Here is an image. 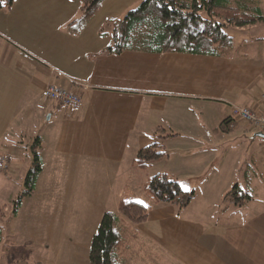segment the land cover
<instances>
[{
	"label": "crops",
	"instance_id": "0c3cea01",
	"mask_svg": "<svg viewBox=\"0 0 264 264\" xmlns=\"http://www.w3.org/2000/svg\"><path fill=\"white\" fill-rule=\"evenodd\" d=\"M0 1V158L9 165L0 180L19 174L23 187L35 142L42 161L13 217L10 247L23 264H91L104 212L146 200L133 160L158 134L172 136L149 175L172 172L196 192L187 207L156 204L135 225L161 264H264V131L231 111L264 108L260 36L234 37L225 55L108 53L103 25L140 0H103L79 28L70 23L83 0ZM51 83L79 91L82 106L48 100ZM235 186L249 195L241 205L229 200Z\"/></svg>",
	"mask_w": 264,
	"mask_h": 264
},
{
	"label": "trees",
	"instance_id": "16d2710c",
	"mask_svg": "<svg viewBox=\"0 0 264 264\" xmlns=\"http://www.w3.org/2000/svg\"><path fill=\"white\" fill-rule=\"evenodd\" d=\"M103 0H83L81 16L70 23L79 28L100 7ZM13 0H7V6ZM264 0H141L138 6L120 18H111L102 28L111 34L108 53H121L128 49L153 52H193L225 55L235 46L234 36L227 29L243 28L264 22ZM3 3L0 1V9ZM231 118H226L221 126ZM160 131V130H159ZM172 134H158L159 140L140 148L133 160V168L142 180L140 188L146 200L123 199L116 210L102 215L95 232L89 258L91 264H161L135 225L148 218L151 208L160 203L183 209L195 197L194 189H185L172 172L159 171L149 175L156 162L167 156L163 140ZM33 164L26 173L23 190L13 201L15 217L24 198L32 195L37 177L42 170L40 152L36 142L32 148ZM249 195L235 186L229 200L235 205L244 203ZM3 230L0 226V241ZM16 264H19L16 263Z\"/></svg>",
	"mask_w": 264,
	"mask_h": 264
},
{
	"label": "rangeland",
	"instance_id": "374dc122",
	"mask_svg": "<svg viewBox=\"0 0 264 264\" xmlns=\"http://www.w3.org/2000/svg\"><path fill=\"white\" fill-rule=\"evenodd\" d=\"M141 2V0H140ZM139 3V2H138ZM137 3V4H138ZM135 6H138V5ZM133 6V7H135ZM263 10H264V2L262 4ZM227 31L235 37L237 42L239 40H242L241 36H243V43L248 41V38L251 36H260L259 40L263 41L264 44V22H259L253 25L245 26L243 28H238V27H230L227 29ZM244 37H246L244 39ZM254 40V39H252ZM261 44L260 46H262ZM238 45V44H237ZM32 130H29L26 132L24 138L29 141L32 135ZM36 147H38L36 145ZM29 154V157L27 160H25L26 166L20 169V173L25 169V174L22 176V179L25 180V176L29 168L32 166L33 161H32V149L27 151ZM29 163V166H27ZM31 165V166H30ZM1 170V169H0ZM9 170V169H8ZM6 171L7 170H2ZM20 174V175H21ZM19 175V174H18ZM14 177L9 180L2 181L0 180V226L2 227L3 230V238L0 241V264H16L19 262V264H23L22 260H19V257L17 256L18 254L16 253L15 250H13L10 245L12 242V224H13V217H12V210H13V201L17 196L20 194V192L23 190L22 184L19 182V176ZM24 186V184H23ZM22 188V190H21ZM20 191V192H19ZM136 197V196H135Z\"/></svg>",
	"mask_w": 264,
	"mask_h": 264
},
{
	"label": "built area",
	"instance_id": "2783aa9c",
	"mask_svg": "<svg viewBox=\"0 0 264 264\" xmlns=\"http://www.w3.org/2000/svg\"><path fill=\"white\" fill-rule=\"evenodd\" d=\"M43 93L48 100L69 110H77L83 104V97L79 91L70 89L62 84L51 83L46 86ZM231 111L233 116L241 118L264 131V108L258 110L249 106L232 105ZM8 168V156L2 155L0 158V169L7 170Z\"/></svg>",
	"mask_w": 264,
	"mask_h": 264
},
{
	"label": "water",
	"instance_id": "95a60500",
	"mask_svg": "<svg viewBox=\"0 0 264 264\" xmlns=\"http://www.w3.org/2000/svg\"><path fill=\"white\" fill-rule=\"evenodd\" d=\"M260 135H261V136H264V133H261Z\"/></svg>",
	"mask_w": 264,
	"mask_h": 264
}]
</instances>
